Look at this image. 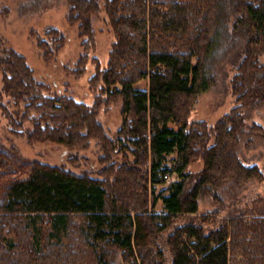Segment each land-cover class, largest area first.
<instances>
[{
    "label": "trees",
    "instance_id": "obj_1",
    "mask_svg": "<svg viewBox=\"0 0 264 264\" xmlns=\"http://www.w3.org/2000/svg\"><path fill=\"white\" fill-rule=\"evenodd\" d=\"M49 1L28 0V9L42 10ZM67 1L68 18L84 37L81 69L96 43L94 17L104 11L113 28L108 64L93 59L92 81L103 93L93 107L50 95L25 56L3 49L0 106L13 134L30 144L79 151L96 140L101 168L78 173L23 161L0 142V175L18 161L31 166L0 198V264H264V211L249 223L244 215L258 208H246L254 197L242 195L264 179L242 152L264 141V126L247 123L249 113L264 106V0ZM47 35L38 46L51 61L67 38L57 28ZM228 68L237 105L214 125L192 120L198 96ZM146 78L149 90L135 88ZM109 96L123 99L116 139L99 120ZM7 97L23 105L19 120L9 113ZM26 122L33 127L25 129ZM198 161L203 168L189 171ZM207 201L214 208L199 215ZM160 202L163 213L155 211ZM12 233L22 242L8 245Z\"/></svg>",
    "mask_w": 264,
    "mask_h": 264
},
{
    "label": "rangeland",
    "instance_id": "obj_2",
    "mask_svg": "<svg viewBox=\"0 0 264 264\" xmlns=\"http://www.w3.org/2000/svg\"><path fill=\"white\" fill-rule=\"evenodd\" d=\"M102 4L104 6V2ZM69 10L70 6L67 0H50L47 6L39 11L29 10L28 0H0V55L3 49L16 50L26 57L30 67L34 70L36 79L47 86L50 95H67L93 107L97 98L103 93L100 83L96 80L92 81V77L97 72V65L93 59L99 60L103 65L108 64L115 35L104 11L95 16L93 24L95 36H93V40L96 43L93 49H90L91 57L87 69H81L78 62L85 53L82 46L84 37L79 36L78 25L70 22L68 18ZM50 28L61 30L67 39L54 59L48 61L43 57V50L38 46V43L40 39H48L47 31ZM262 62L264 63V55ZM228 69L227 75L221 78L213 89L198 96L191 116L192 120H201L214 125L237 105V97L232 89L234 71L231 68ZM2 86L3 73L0 70V89ZM135 88L149 90V78L137 82ZM103 96L106 97L105 94ZM107 98H110L111 102L108 106H101L99 120L108 136L116 139L125 118L123 99L119 96H109ZM5 103L11 116L19 120L24 112L23 105H16L9 97L5 99ZM248 116V124L251 125L256 122L264 126V106L251 111ZM170 126L176 128L173 123ZM32 127V122H26L25 129ZM0 142L8 148H16L14 151L18 153L23 161H38L50 165H59L78 173L87 170L97 171L101 168L99 157L103 151L96 140L91 141L88 149L79 151H72L67 146L56 143L30 144L26 137H18L13 134L10 118L6 117L1 106ZM242 152L246 163L250 165L257 164L264 174V141L259 145L257 141V144L252 148H243ZM76 156L78 159L75 158ZM175 157L176 153L168 155L167 165L170 166ZM202 168L203 162L198 161L192 164L188 170L198 172ZM30 172L31 166L19 161L14 163L9 170L4 171L0 175V198L12 180L25 178L29 176ZM94 175L98 176L96 173ZM165 186L163 184L159 185L157 190L159 191ZM242 195L246 198L254 197V201L250 202L252 205L246 208L251 209L253 205H256V209L258 208V214L247 213L244 215L245 219L251 223L254 217L264 211V179L251 182ZM213 208L211 201L201 202L199 215L205 214ZM155 211L158 213L165 212L162 202L156 206ZM76 219L79 220L80 217ZM25 234H23L24 238ZM10 242L20 243L22 240L20 236L12 233L9 234L8 245H10ZM64 242H69L66 235L64 236ZM46 244L47 239L43 237L41 249ZM45 250L42 253H45ZM30 259L24 257L22 262H30Z\"/></svg>",
    "mask_w": 264,
    "mask_h": 264
}]
</instances>
